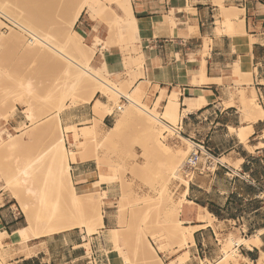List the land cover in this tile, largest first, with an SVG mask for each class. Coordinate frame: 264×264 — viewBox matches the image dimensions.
<instances>
[{"label": "crops", "instance_id": "1", "mask_svg": "<svg viewBox=\"0 0 264 264\" xmlns=\"http://www.w3.org/2000/svg\"><path fill=\"white\" fill-rule=\"evenodd\" d=\"M222 1L226 6L237 5L245 11L240 17H245V31L255 40L251 50L252 83L242 86L248 89V93L254 88L257 101L264 107V0ZM131 6L138 21L150 20L148 30L137 41L144 63L142 73L136 70L133 74V77L137 76L134 89L142 91L144 100L152 105L157 101L160 105V101L165 102L167 97L165 108L169 96L178 94L180 114L188 108L186 101L200 99L198 91H202L206 102L183 116L181 135L204 143L216 156L229 157L233 163H225L214 174L197 175L190 183L186 195L188 201L178 214L183 226L195 227V230L193 241L189 240L188 246L170 261L187 253V260L180 264H201L205 257H217L214 245L218 233L229 229L249 237L253 232L264 229V138L261 137L264 119L252 123L254 132L247 142L252 149L242 143L235 132L230 131V127L240 128L251 124L244 119L239 97L234 95L239 89L236 82L240 79L233 72L234 64L245 56V52L238 50L241 43L233 36L218 34L217 19L220 18L221 9L215 0H131ZM98 20L83 14L76 25L87 44H92L96 37L103 41L96 50L92 64L95 63L97 67L105 65L109 72L115 74L122 73L123 53L117 45L104 46L110 38V31L104 23L98 25ZM174 23L176 26H173ZM203 68H206L205 73L211 79L208 83L201 82ZM97 95L91 102L64 110L60 114L61 126L67 128L74 125L83 130L89 127V122L95 118L93 107L99 99ZM230 101L234 105L226 107L225 103ZM121 102L124 100L121 99ZM106 120L103 121L105 125ZM19 122L18 119L10 120V128L15 129ZM68 141L70 148L76 152L74 159L71 156V177L78 188H87L98 180L96 174L99 171L103 174V169L94 158L88 157L83 150H77L75 145L81 141L80 138L75 139L70 133ZM171 142L181 143L177 138ZM260 143L263 146H259ZM104 191L107 193L106 205L99 232L97 230L89 235L84 226H79L53 234L32 236L20 244L10 236L24 227L19 226L22 221L13 208L16 205L14 198L6 201L0 190V197L3 196L0 203V233L4 245L0 252L6 263L111 264L107 252L115 246L110 239V230L118 225L113 208L116 196L114 189L106 184L101 186V192ZM204 210L211 213L215 221L203 227L204 222L198 216ZM258 217H261L262 225L256 227L254 219ZM261 238L260 247L249 250L242 246V256L249 260L258 259L264 250V233Z\"/></svg>", "mask_w": 264, "mask_h": 264}, {"label": "rangeland", "instance_id": "2", "mask_svg": "<svg viewBox=\"0 0 264 264\" xmlns=\"http://www.w3.org/2000/svg\"><path fill=\"white\" fill-rule=\"evenodd\" d=\"M81 5L82 2L72 0H28L25 4L24 14H20L17 8L6 12L11 18L26 26L31 22L39 33L49 34L54 43L65 46L63 37L58 34V29L61 25L62 27L64 25V28L67 27V30L71 29L73 15ZM117 11L115 5L113 8H107L105 13L97 18L100 19L97 23L98 25L104 23L107 26L111 36L110 42H113V44L108 40L110 44L107 42L106 45L119 46L123 53V62L125 55L135 56L138 53L140 49L137 47V41L139 40L129 35L125 36L124 40L122 38L121 40L119 39L120 23L117 20ZM85 12L83 14L90 16V12ZM2 20L0 28L7 27V22H10V19L2 18ZM79 20L73 26L77 31L79 30L76 25ZM0 36L6 39V45L0 52V142L3 139L8 140L9 134L18 135L17 145L10 146L12 142L7 141L6 144H10V147L5 144V151L0 158V190L5 195L6 201L12 199L14 193L21 195V202L13 199L16 204L13 208L18 212V217L22 221L19 226H25L29 223L27 216L22 211L23 204L28 205L32 210L33 226L36 234L42 227L41 222L47 212L66 213L65 216L70 214V216L80 218L83 222L95 224L97 211L101 210L102 214H104L107 193L105 191L101 192V186L106 184L109 188L114 189V195L116 196L113 199L115 201L113 208L117 214V229L118 232L119 230L121 232L118 234H120V243L122 244L121 249L114 252V261L110 263H169L175 255H179L188 246L189 241H182V243L170 241L164 228L163 220L167 215L171 219L172 224L177 223L178 215L170 213L168 208L166 209L167 205L161 199H157L165 187L163 183L168 182L169 192L174 198H177L178 194L183 191L184 185H182L181 179L171 177L170 171L168 172L167 167H170L169 164L171 162H169L165 154L162 143L177 150L182 149L180 158L182 161H180L183 165L185 164L192 151V144L181 139L177 131H180L179 124L186 113L182 112L180 114V111H178L177 119H171L172 121L165 120L175 131L171 128H166L163 137L158 140L154 130L156 122L146 113L131 105L129 106L130 112L128 111L131 113V117L127 114L126 122L123 123L120 131L108 137L107 135L110 134L107 133V130L121 118L123 113L122 106H125L126 102H121L120 96L118 98L112 91H106V88V92L97 95L109 107L106 125L103 123L100 125L96 124V122L98 123V120L96 121L98 118L95 115L96 119H92L88 124L91 130L96 133L95 137L91 136L87 141L83 136L78 137L81 141H86L87 144L85 143L84 149L75 145L77 150H83V153L88 154V157L94 158L97 161V165L103 169L102 173L106 175L100 174L99 171L96 174V179L98 180L93 185H89L87 188H78L72 177H70L71 179L67 178L69 176L66 167L64 165H56L49 156L44 154L62 131V128L56 123L55 112L58 110L57 108L62 103H64L63 105L70 104L65 110L87 103L90 89H81L75 85L74 79L66 73L68 61L58 53L44 47L41 54H38L36 50H33L34 53L30 51L29 49L31 48L29 46L31 45L28 44L29 46H26L24 40L31 43L34 42V39L19 27L8 28L6 31L0 29ZM240 36L242 35L239 34ZM27 47L29 48L27 49ZM65 49L76 60L84 62L87 59L86 63L91 64L96 54L91 56L87 52V58L83 59L84 56L80 54L81 47L79 45L65 46ZM143 63L128 67L129 65L127 64V66L123 62L124 70L122 73L117 74L109 72L105 65L99 68L104 77L111 81L112 84H115V87H121L125 93L133 92V97L145 102L150 108L157 107V110L165 115L167 97L165 102L160 101V105H157V102L152 105L149 101L144 100L145 96L142 91L134 89L137 76L133 77V74H135L136 70H140L142 73ZM93 66L95 67L96 64L94 63ZM252 69V65H250L247 74H243L242 78L236 82L239 89L235 91V96L239 97L241 90H246L248 93V89H243L244 86L242 85L245 83L250 86L252 83V79L249 76L252 74ZM118 107L121 110H118ZM25 109L32 111L33 120L29 121L26 118ZM14 119H18L20 122L15 129H11L9 121ZM78 131L82 133L83 129ZM175 138L180 140L181 143L173 144L171 141ZM66 147L68 150L75 151L72 147L70 148L69 141ZM137 147H140V149H137ZM186 149L188 150L187 154L184 152ZM226 158L227 160L223 161L226 164L233 165L232 160L229 157ZM201 160L204 161L203 158ZM31 163H35L34 167L36 168L34 180L30 183L33 190H27V184H22L18 188L15 187L16 189L8 187L6 181H8L9 177L19 175L20 170ZM183 165L179 167L178 173L180 177L191 183L189 178H185L183 174ZM234 166L238 167L237 164H234ZM197 175L199 173L195 172L192 180H195ZM68 180H71L72 183L74 182L77 192L81 194L80 199L77 201H73L65 188L69 182ZM2 197H0V203H2ZM254 221L256 227L262 225L261 217L254 219ZM99 230L100 228H98L97 232ZM246 234L250 235L247 231ZM231 235L235 236L236 239L248 237L239 233L236 234L229 229L218 233L217 241H215L214 245L217 257L214 259L205 257L210 260L209 264H225L218 262L223 256V243ZM25 241L24 239H18L14 242L24 244ZM150 242L155 249L161 243H165L166 251L158 252L159 257L154 255V251L148 247ZM3 246L0 245V250L3 249ZM242 249L243 247H241ZM114 250L115 246L111 248V251ZM109 252H107L108 255ZM184 256H181V258L183 257L185 262L187 259H184L187 257ZM147 257L151 259L153 257L154 259L151 260ZM159 258H161V261H159ZM181 258L179 257L176 261L179 262ZM126 259L129 260V263L124 262ZM0 260L6 263L2 252H0ZM242 260L243 258H240V264H248L247 261L243 262ZM183 261L181 260L179 263H183ZM201 264L203 263L201 262Z\"/></svg>", "mask_w": 264, "mask_h": 264}, {"label": "bare ground", "instance_id": "3", "mask_svg": "<svg viewBox=\"0 0 264 264\" xmlns=\"http://www.w3.org/2000/svg\"><path fill=\"white\" fill-rule=\"evenodd\" d=\"M27 1L28 0H0V22L3 21L2 18L10 19L11 23L15 24L17 27H19L20 29L25 31L29 36H31L34 39V42L28 43L24 40V43L26 44V46L31 45L29 47L31 49L33 48L32 50L29 49L30 51L36 50L38 54H41V52L43 51V47H44V48H48V49L58 53L63 58H65L68 61V64L66 67V73L69 77L74 79L75 85L81 89H84V88L90 89V96H89L87 102L93 101L95 99V96L98 93H103V92H106L108 90L112 91V93L117 95V97L118 96L126 97L128 99V102L125 103V106H122L123 113H122L121 118H119L118 121H116V124L114 126L109 127V129L107 130V133L110 134V135H107L108 137H110L112 134L116 133L117 131H120L121 127L123 126V123L126 122V117H128V116L131 117V113H129L130 112L129 106H131V105L136 107L137 109L141 110L142 112L146 113L149 117H151L156 122V127L154 128V130L156 132V139L159 140L160 138L163 137V135L166 131V128H171L172 130H174V128L171 125H169L166 121H170L171 119H177V112L180 111V105L178 103V94L173 93L169 96V103L166 106L165 115H163V112L160 113L157 110V107L150 108L145 102L136 99V97H133L134 96L133 92H126L125 93L121 87H115L114 86L115 84H112L111 81L107 80V78L104 77V75L101 72L99 67H96V66L94 67L93 64L86 63L87 59H85V58H87V52L90 53L91 56H93L96 53V50L98 49L99 44L101 42H103L102 39H100L99 37H96L92 44H87L84 41V37L73 27L74 23L77 22L81 18L84 11L90 12V17L92 19H97L105 13L107 8H109V7L113 8V6L115 5L116 9L118 8L120 10V12L117 11V20L120 23L119 33L117 32L119 39L121 40V38L123 39L125 36L129 35L133 38H136L137 40H140L141 35H143L148 30V28H149L148 24H149L150 20L138 21L136 19V17H134L132 6H131V0H72V1L82 2V5L75 11V13L73 15L71 29L67 30L66 29L67 27L64 28V25H63V27L61 25V27L58 29V34H61V36L63 37V39H64L63 42L65 43V46L71 47V46L79 45L81 47L80 54L82 56H84L83 57V59H85L84 62H82V60L81 61L76 60L74 57H72L70 54H68L64 45H57L56 43H54V41L52 40V38L49 34L39 33L38 30L36 29L35 25L31 24V22H29L28 25L26 26V25H24V24H22L16 20H14L13 18H11L9 16V14H7L6 11H11V10L16 9V8L19 9L20 14H24L25 4ZM215 4L218 7H220V9H221L220 18L217 19V24H218L217 32H218V34L224 33L226 35L228 34L230 36H233L237 41H239L241 43V48H239L238 50L245 52V56H242L238 61L235 62L234 70H233V72L237 78H242L243 74H247V70L249 69V67L251 65V62H252L251 50H252V44L254 43V40H255L252 38V36L247 34V32L245 31V19H244L245 17H240V15L243 14L245 11H244V9H241L237 5L226 6L222 0H215ZM170 17H172V16H170ZM170 20H172V18H170ZM174 25L176 26L175 23L173 24V26ZM112 28H114V27L112 26ZM239 34H241L242 36L239 37ZM8 38H10V37H8ZM110 39L111 38H109V42H110ZM126 39H127V37H126ZM8 41H10V40H8ZM112 41H114V40H112ZM110 43L113 44V42H110ZM18 44H16V45H18ZM36 44H38V45H36ZM5 45H6V39L3 38L2 36H0V52L2 51V49L4 48ZM104 46L107 47L110 45H106V42H105ZM29 47H27V49ZM107 48H109V47H107ZM29 50H28V52H29ZM34 51H33V53H34ZM37 58H39V57L37 56ZM143 59H144L143 54L139 50L135 56L134 55H125L123 62L126 65L128 64L129 65V66L127 65L128 67H132V66L139 65L140 63H143V61H144ZM190 63H192V62H190ZM203 63H205V62L203 61ZM205 69L206 68H203L202 69L203 72L201 73V82L202 83H208L211 81V79H209L207 77V75L205 73ZM105 89H106V91H105ZM243 89H245V88H243ZM201 92L202 91H198L200 99H198V100L189 99L186 101L188 104V108L184 109L183 112H185L187 114L188 112L193 110V108H197L206 102L205 97ZM239 95H240L239 96L240 97L239 103H240L241 110H242L243 115H244V119L250 121L251 124H249L248 126L240 127V128L230 127V131L235 132L238 135L241 142L247 145L249 137L254 132V128L252 127V123L257 122L258 120L264 119V107L259 102L256 101L257 94H256V90L254 88H252L250 93H247L246 90H241L239 92ZM117 101H118V99H117ZM175 101H177V102H175ZM63 104L64 103H62V105L60 107H58L57 108L58 110L55 112L56 123L59 127L62 128V131L60 132L58 138L55 139L53 144L51 143L52 146L49 148V150L47 152H45L44 155L49 156L56 165H64L68 171L67 173H68L69 177H67V178L69 179L71 177V172H70L71 156H72V159H74V157L76 155L75 151H73L71 149L68 150L66 147V144L70 138V133H73L75 138H78L79 136H83L84 138H86V141L91 136L95 137L96 133L94 132V130H91L90 126L86 127V128L84 127L85 129L83 130L82 133H80L78 131L80 129H78L74 125L72 127L67 126V128H63L61 126L60 114L65 110V108L69 107V105H70L69 103H67L65 105H63ZM157 105H158V101H157ZM230 105H234V102L230 101V102L225 103L226 107L230 106ZM93 108H94V113L98 118V119L94 118V120L95 119H96V121L98 120V123L96 121L95 122H96V124L100 125L101 123H103V121L105 120V118L109 114L108 113V108H109L108 104L97 99L95 101ZM30 110H32V109H30ZM30 110H28V109L24 110V112L26 114V118L29 121L33 120V115L31 113L32 111H30ZM127 114H129V115L127 116ZM92 127H94V126H92ZM147 127L150 128L149 126H147ZM178 133L180 134L181 139L192 144L191 140L182 136L180 132H178ZM17 136L18 135H15V134H9L8 140L3 139L0 142V158L2 157V154L5 151V144L7 143V141L12 142L11 143L12 145L9 144L10 146L17 145V143H18L17 142ZM261 137L264 138V130L261 133ZM86 141H80L77 145L83 147V149H84ZM162 144H163V149L165 151V154L168 157L169 162H171V164H169L170 167L169 168L167 167L168 172L170 171L171 177L181 179V182H182V185H184V188H183V191H181L182 189L180 190L181 193L178 194V197L176 196L177 198H174L173 195H171L169 192V189L167 186L168 182L163 183V184H165V187L163 188V190L161 189L162 191L160 192L159 197L157 199H161L163 201V203H165L167 205L166 209L168 208V211L170 213H176L178 215L183 204L188 201L186 198V195L189 192L190 182L188 180L180 177V175L178 173L179 167H181L183 165L181 162L182 159H180L181 154H182L181 153L182 149L177 150L175 148H172V146H168L164 143H162ZM162 144H160V145H162ZM6 145L9 146L8 144H6ZM7 146H6V148H7ZM259 146H263V143H260ZM248 148L252 149L249 146H248ZM184 152H186V154H187L188 150L186 149V150H184ZM182 158H183V155H182ZM223 160H227V158L226 157L221 158V162L226 163ZM34 165H35V163H31L27 167L21 169L20 173H18L19 175H13L12 177L10 176L9 179L7 178L8 179V181H6L7 186L11 187V188L13 187L14 189H16V188L20 187L22 184H27V187H26L27 190H29V191L33 190L30 186V183L34 180L33 179L34 178V172L36 169L34 167ZM73 183L70 180L67 183L65 188L67 189L69 196L72 197L73 201H75V200L77 201L78 199H80L81 194L77 192ZM163 184H162V186H163ZM182 185H181V187H182ZM174 192H172V193H174ZM13 198L17 202L22 201L21 195L19 193H14ZM22 211L25 214V216H27L29 223L26 226L17 229L16 231H14V233L12 235H10L13 237L14 240L24 239L27 241L32 236L53 234V233L61 232L64 230L76 228L79 226H84L87 234L91 235L98 230V227L103 226V214H102L101 210L97 211V215H96L97 221H95V224L90 223V222H88V223L83 222L80 218L70 216V214H67V216H65L66 213L47 212L43 218V221L41 222L42 227H40L39 232L36 234L35 230H34V226H33L32 210L30 209V207L28 205L23 204L22 205ZM162 216H163V214H162ZM198 218H199V220L204 222V225H202L203 227L207 226L208 224H211L213 222V220L215 219V217L211 213H209L207 210H204L203 213H201L198 216ZM163 224H164V228L166 229V232H167V234H166V232H165V234L167 235V237L170 241L178 242V243H180V242L182 243V241L186 242L189 240L193 241L192 236H193V232L195 230V227H185L182 225V222L179 219L177 220L176 224H172L171 219L168 217V215H167V217L164 218ZM118 233H121V232H120V230L118 232L117 228L110 230V236H111L110 239L113 240L114 245H115V250L109 252L111 262L114 261V258H115L114 252L121 249V245H122L120 243L121 237L119 236L120 234H118ZM263 233H264V229H259L256 232H254L252 235H250L249 237L243 238V239H236L235 236H233V235L229 236L225 240V242L223 243V246H224L223 256L221 257V259L218 263L240 264V258H243V259L247 260L248 264H264V250L261 251L259 258L256 260H249L248 258L243 257L242 254H240V249L242 246L245 247L246 249H249V250L254 249L255 247H260L262 244V238L261 237H262ZM166 235H165V237H166ZM0 245H3L1 233H0ZM148 247L150 249H152L155 253L154 255H156L158 257H159L158 252L159 251L163 252L167 248L165 243H161L160 245H158L157 249H155V247L151 244V242H150V245ZM88 248L90 251L91 249H90L89 245H88ZM156 256H155V259H156ZM150 257H151V255H150ZM153 257H152V259L151 258L150 259L153 260L154 259ZM184 257L188 258V254L186 253V255ZM187 258H185L184 260H186ZM181 260L183 261V257L180 259V261ZM159 261H161V258H159ZM124 262L129 263V260L126 259V260H124ZM179 262L174 260V261H170L167 264H180ZM209 262H210V260L208 258H205L202 260L203 264H209ZM0 264H7V263H4L0 260ZM112 264H115V263H112ZM210 264H215V263H210Z\"/></svg>", "mask_w": 264, "mask_h": 264}, {"label": "built area", "instance_id": "4", "mask_svg": "<svg viewBox=\"0 0 264 264\" xmlns=\"http://www.w3.org/2000/svg\"><path fill=\"white\" fill-rule=\"evenodd\" d=\"M7 23V27L0 29H4V31H6L8 28H18L15 24L10 23L9 21ZM121 99L128 102L126 97H121ZM118 110H121V108L118 107ZM191 142L192 151L182 168L185 178H189V180L192 181L195 172H198L199 174H214L220 166L225 165V163L221 162V158L216 156L204 143L196 140H192ZM201 158H203L204 161H202Z\"/></svg>", "mask_w": 264, "mask_h": 264}]
</instances>
